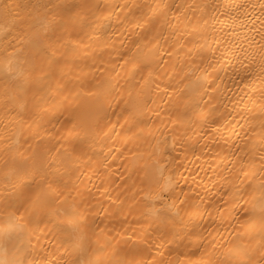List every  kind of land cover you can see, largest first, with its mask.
Segmentation results:
<instances>
[{
	"label": "bare ground",
	"instance_id": "bare-ground-1",
	"mask_svg": "<svg viewBox=\"0 0 264 264\" xmlns=\"http://www.w3.org/2000/svg\"><path fill=\"white\" fill-rule=\"evenodd\" d=\"M0 264H264V0H0Z\"/></svg>",
	"mask_w": 264,
	"mask_h": 264
}]
</instances>
